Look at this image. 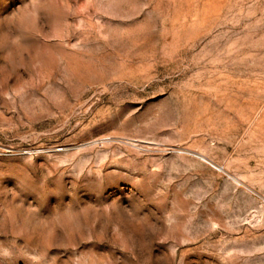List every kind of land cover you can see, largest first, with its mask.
<instances>
[{
    "label": "rangeland",
    "instance_id": "obj_1",
    "mask_svg": "<svg viewBox=\"0 0 264 264\" xmlns=\"http://www.w3.org/2000/svg\"><path fill=\"white\" fill-rule=\"evenodd\" d=\"M0 264H264V0H0Z\"/></svg>",
    "mask_w": 264,
    "mask_h": 264
}]
</instances>
